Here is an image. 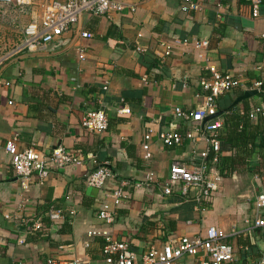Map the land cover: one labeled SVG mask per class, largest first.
Masks as SVG:
<instances>
[{"label": "crops", "instance_id": "1", "mask_svg": "<svg viewBox=\"0 0 264 264\" xmlns=\"http://www.w3.org/2000/svg\"><path fill=\"white\" fill-rule=\"evenodd\" d=\"M51 1L63 0L0 6V54L18 42L23 27L39 21ZM117 1L125 6L122 11L108 18L85 14L62 36V42H69L77 28L92 34L76 41L85 49L84 60L78 59L76 43L57 50L50 45L44 52L10 60L0 73V264H45L52 257L104 264L99 232L126 240L142 253L150 244L202 235L211 226L233 247V264H256L264 257V228L252 226L254 198L264 191V150L249 160L253 170L221 174L210 208L196 212L175 191L163 198L160 186L174 161L195 167L206 143L183 140L167 147L157 141V132L176 129L183 135L195 125L175 119L173 110H193L202 103L199 81L208 77L207 65L247 83L264 79V8L252 18L245 0H196L201 9L188 12L182 10L183 0ZM164 45L171 49L168 55ZM243 92L236 88L222 96L220 107L231 105ZM249 102L260 99L256 94ZM121 108L129 113L118 112ZM87 109L105 111L106 131L90 133L80 126ZM148 129L151 158L145 161L141 145ZM13 136L19 150L33 147L47 155L62 147L76 155L91 153L112 176L102 188L88 186L95 164L85 162L52 170L43 184L21 190L3 149ZM148 172L159 187L127 188V197L112 204L109 195L120 182L142 181ZM103 202L117 212L112 226L97 218ZM50 207L74 215L53 223L46 215ZM34 220L42 228L31 232ZM88 232L96 235L88 237ZM20 237L23 245L16 243Z\"/></svg>", "mask_w": 264, "mask_h": 264}, {"label": "built area", "instance_id": "2", "mask_svg": "<svg viewBox=\"0 0 264 264\" xmlns=\"http://www.w3.org/2000/svg\"><path fill=\"white\" fill-rule=\"evenodd\" d=\"M183 11H198L201 4L196 0H183ZM248 4L252 18L260 15V10L264 8V0H245ZM16 4L18 6H29L30 0H0V6ZM124 5L117 0H63L51 1L42 11L39 21H32L23 27L21 38L13 46L0 54V69L10 60L24 54H35L44 52L48 46L61 42L64 34L70 33L85 14L95 17H110L113 13H118L124 9ZM92 34L79 30L77 39H90ZM75 40V51L79 60H84L85 49ZM186 44L188 41H180ZM179 43V41H177ZM202 44H196L200 48ZM165 55L170 52V47L164 45ZM142 48H137L140 51ZM205 69L208 77L201 78L199 85L204 92L202 103L193 110L185 111L180 107L173 110L175 119L186 120L195 123L190 131L181 134L176 129L161 130L157 132V141L167 147L178 146L183 140L195 143L204 140L205 149L200 153V160L195 167H188L182 163L174 161L169 169L168 178L160 186L161 196L164 198L174 191L180 196L182 202L192 203L196 212H202L210 208L212 198L219 189L221 175L216 167L218 163L217 155H213L210 166L206 158L210 152L219 149L216 139L218 129L221 127V119L215 117L204 122L209 117H214L217 113V99L236 88L244 91L261 92L264 88V79H259L247 83L239 76L228 72L220 71L214 65H207ZM107 89V82L102 87ZM120 113H129L128 108H121ZM264 118V103L254 106L249 112V119L256 121ZM80 126L90 133H102L108 127V118L102 109H87L80 119ZM152 130L148 129L143 135L144 142L141 145L143 160L151 158L149 151V140ZM17 138L13 136L5 141L3 146L5 154L9 158V165L12 168L16 183L21 190H27L31 184H43L52 170H61L68 166L77 167L85 162L95 164V168L87 175V184L90 187L102 188L108 178L112 176L111 170L105 165H97L96 157L91 154L76 155L62 147L54 148L49 154L36 150L33 147L19 150L16 147ZM153 185H158L154 174L148 172L142 181H122L109 195L112 204L117 205L124 200L126 189L142 191ZM159 187V185H158ZM255 216L252 226L264 228V191L254 198ZM50 222L56 223L74 215V211H64L60 208L50 207L46 212ZM117 212L108 203H102L97 210V218L104 226H112L116 220ZM190 223V222H188ZM29 231L41 230L42 224L39 220H34L30 224ZM96 235L95 232H88V237ZM104 240L102 255L104 264H233V247L225 241V235L216 227H208L204 233L195 236L170 237L160 244H150L142 253H136L130 248L126 240H115L107 231L98 233ZM16 243L23 245L25 240L20 237ZM45 264H91L89 261L77 259L62 260L59 258H48ZM256 264H264V257L258 259Z\"/></svg>", "mask_w": 264, "mask_h": 264}, {"label": "trees", "instance_id": "3", "mask_svg": "<svg viewBox=\"0 0 264 264\" xmlns=\"http://www.w3.org/2000/svg\"><path fill=\"white\" fill-rule=\"evenodd\" d=\"M227 93L221 95L216 102L217 111H224L219 117L222 124L216 136L219 149L210 152L206 158L210 166L213 155H217L216 167L220 175H230L239 169L253 168L249 165V160L264 150V118H258L254 122L249 119L251 109L264 103V88L257 93L260 102L250 103L248 98L233 107L230 104L220 107L219 99Z\"/></svg>", "mask_w": 264, "mask_h": 264}, {"label": "water", "instance_id": "4", "mask_svg": "<svg viewBox=\"0 0 264 264\" xmlns=\"http://www.w3.org/2000/svg\"><path fill=\"white\" fill-rule=\"evenodd\" d=\"M78 23H79V22H78ZM78 33H79V28H77V32L75 33V35L73 36V38H72L69 42H68V41H64V42L61 41V42H59V43L53 45V48H52V49L57 50V49H59V48H61V47H64V46H65L66 48H70V47L73 45V43L75 42V40L77 39V37H78ZM25 55H26V54H24V56H25ZM27 55H32V54H27ZM5 66H6V65H4V66L0 69V73L2 72V70L4 69ZM256 94H257V91H245V92H243V94H242L240 97H238V98H236V99L234 100V102L231 104V106L233 107V106L237 105L238 103H240L242 100H245V99L251 98V97L255 96ZM222 113H223V112H217L216 115H215L214 117H209V118L205 119L204 122L209 121V120H211V119H214L215 117L220 116Z\"/></svg>", "mask_w": 264, "mask_h": 264}]
</instances>
